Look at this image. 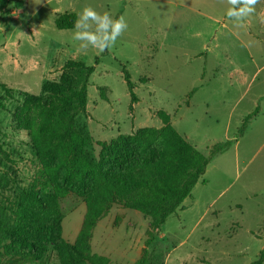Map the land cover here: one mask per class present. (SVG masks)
<instances>
[{"label":"rangeland","instance_id":"rangeland-1","mask_svg":"<svg viewBox=\"0 0 264 264\" xmlns=\"http://www.w3.org/2000/svg\"><path fill=\"white\" fill-rule=\"evenodd\" d=\"M85 7L124 16L128 27L108 53L81 49L75 29L56 27L58 15L78 18ZM230 7L228 0H11L10 13H0V82L14 90L1 95L0 204L11 208L32 188L44 195L52 191L53 172L37 152L42 127L36 101L51 100L43 87L60 83L63 75L78 88L84 74L64 68L70 60L83 61L95 71L77 128L90 138L87 152L95 161L100 144L161 128L160 112L209 155L213 144L236 137L242 120L260 107L243 137L212 159L149 247L165 255V264L254 262L264 249V37L251 36L248 28L264 34V0H257L242 26L227 18ZM124 68L135 84L134 104ZM60 211V237L74 245L87 204L72 194L61 200ZM149 225L143 214L115 205L100 220L92 251L109 256L112 264H134L144 253ZM48 232L42 257L9 253L5 241L0 264H60L57 227Z\"/></svg>","mask_w":264,"mask_h":264},{"label":"trees","instance_id":"trees-1","mask_svg":"<svg viewBox=\"0 0 264 264\" xmlns=\"http://www.w3.org/2000/svg\"><path fill=\"white\" fill-rule=\"evenodd\" d=\"M10 4L11 0H0L2 16L10 13ZM76 19L75 13L66 12L56 17L55 25L59 30H71ZM64 70L84 74L79 87L70 86L63 75L60 83L43 87L51 100L36 101L42 127L36 136L37 152L53 172L48 178L53 184L52 191L44 195L32 188L23 192L13 207L0 204V244L9 241L6 246L9 253L40 258L47 250L49 228L55 225L60 264H112L109 257L93 253L91 241L98 222L118 205L150 220L144 253L134 264H165V255L152 253L149 247L168 218L191 196L212 159L243 137L259 115L260 107L242 120L236 137L213 144L209 155L190 144L172 126L170 116L160 112L161 128H143L133 135H121L102 143L100 159L95 161L87 152L90 138L77 128L78 115L87 113L88 82L95 67L70 60ZM124 79L134 104L135 84L126 68ZM3 93L13 94L14 90L0 82V108H4ZM74 103L76 109L72 110ZM57 157L61 160L57 161ZM62 166H65L63 171ZM72 194L83 197L88 208L74 245L60 237V202ZM251 264H264V249Z\"/></svg>","mask_w":264,"mask_h":264},{"label":"clouds","instance_id":"clouds-1","mask_svg":"<svg viewBox=\"0 0 264 264\" xmlns=\"http://www.w3.org/2000/svg\"><path fill=\"white\" fill-rule=\"evenodd\" d=\"M231 7L226 16L237 26H242L245 18L255 12L257 0H228ZM93 25L95 28L93 29ZM128 25L123 15L113 18L108 12L98 13L91 7H85L74 22L75 41H79L81 49L89 46L100 52L110 50Z\"/></svg>","mask_w":264,"mask_h":264},{"label":"crops","instance_id":"crops-1","mask_svg":"<svg viewBox=\"0 0 264 264\" xmlns=\"http://www.w3.org/2000/svg\"><path fill=\"white\" fill-rule=\"evenodd\" d=\"M263 14H264V8H263ZM249 27V25H247V28ZM248 31H249V33H250V35L252 36L253 35V37H255L256 38V35H261V36H263L264 37V34H263V32H258L257 34H255V33H253L252 31V29H251V27H250V29L248 28ZM258 39V38H257ZM259 40V39H258ZM261 41V40H260ZM262 42H264V41H262ZM262 98H264V95L262 96ZM238 143V142H237ZM99 224H100V221L98 222V224L96 225V227H95V229H94V231H93V237H92V241H91V246H92V250H93V239H94V234H95V231H96V229H97V227L99 226ZM138 254H139V256L141 255V250H140V248H138ZM100 255V254H99ZM103 256H107V255H103ZM107 257H109V256H107Z\"/></svg>","mask_w":264,"mask_h":264}]
</instances>
